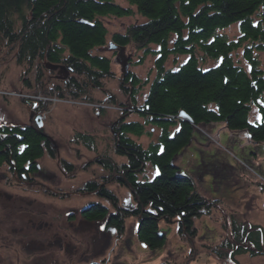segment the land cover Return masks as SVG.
I'll use <instances>...</instances> for the list:
<instances>
[{
  "label": "trees",
  "instance_id": "1",
  "mask_svg": "<svg viewBox=\"0 0 264 264\" xmlns=\"http://www.w3.org/2000/svg\"><path fill=\"white\" fill-rule=\"evenodd\" d=\"M127 1L129 8L115 0H0V47L34 72L35 81L42 84L41 91H57L60 99L69 95L84 101L87 99L82 97L90 96L92 88L104 92L105 78H115L111 59L98 53L109 40L102 18L131 17L136 12L146 18L130 26L125 34L116 33L111 38L119 48L133 45L143 51L140 64L148 55L158 57L156 77L141 106L136 103L143 86L139 78L131 74L120 81V91L130 97V108L142 122L128 124L121 120L116 125L111 151L121 161L98 157L95 162L107 176L101 182L97 178L99 181L83 184L77 193L95 194L111 204L113 214L98 203L83 217L90 222L106 219V229L113 227L120 237L125 234L127 219L136 218L138 239L151 249L162 248L167 239L160 225L166 221L177 223L180 237L194 245L199 235L196 220L211 215L218 205L197 192L193 178L180 175L175 167L176 156L189 146L195 131L192 123L180 117L186 115L197 126L225 123L232 131H247L255 143L264 142V105L258 102L264 94V71L257 57V53H264V0ZM234 24H239L241 37L229 40L220 31ZM239 51L250 70L236 60ZM181 55H190L191 59L178 71L168 69L169 59ZM209 61L216 64L205 69L201 63ZM37 63L42 68L39 74ZM48 66L63 67L69 73L68 79H60L58 72ZM44 81L48 86L43 85ZM43 102L39 103L47 111L49 102ZM254 105L262 117L259 123L250 120ZM147 126H156L162 133L145 148L130 134L142 136ZM45 127L0 125V165L24 184L34 183L32 175L39 176L38 165L45 157L58 160L53 144L44 135ZM175 128L178 130L173 135ZM82 137L84 140L88 136ZM60 161L64 172L76 173L77 167ZM149 163L158 174L143 180ZM111 184L130 189L136 207L126 210L120 206L109 188ZM226 226L228 237L208 247L217 260L241 264V256H264L262 226L233 220Z\"/></svg>",
  "mask_w": 264,
  "mask_h": 264
},
{
  "label": "rangeland",
  "instance_id": "2",
  "mask_svg": "<svg viewBox=\"0 0 264 264\" xmlns=\"http://www.w3.org/2000/svg\"><path fill=\"white\" fill-rule=\"evenodd\" d=\"M115 1L122 7H130L127 0ZM134 10L137 11L135 7ZM102 20L111 38L116 33L125 34L130 26L143 23L146 18L136 12L131 17L106 16ZM239 28V24H234L220 33L227 35L229 40H237ZM7 52L0 47V124L31 126L34 121H30L33 112L27 103L30 100L28 97L40 99V102L48 100L49 109L44 111L48 117L45 118V131L51 138L58 160H42V175L36 181L33 178L34 185L39 186L34 188L19 185L20 182L0 166V264H94L95 260L103 259L106 260L100 264H161L168 260L170 262L167 264H221L208 252V247L219 245L228 237L226 225L231 220L243 225L264 226V191L261 187L264 186V142H250L241 131H230L223 123L197 127L190 145L179 152L181 157L175 158L178 162L182 161L183 174L194 177L196 190L206 199L217 201L218 205L211 215L196 220L199 237L194 240V245L185 240L182 243L178 224L174 222L162 221L160 230L166 235V244L162 248L151 249L138 241L136 218L127 219L124 238L118 237L115 230L105 232L101 223L84 221L79 212L92 203H99L109 208L111 213L115 212L109 202L95 194L77 193V190L86 181L98 178L101 182L107 176L95 164L98 157L109 156L117 162L121 161L111 151L115 138L113 125L118 124L120 118L129 122L136 121L138 117L130 108V97L120 91L122 74L116 55L107 48L98 51L113 58L115 78H105L104 92L92 88L90 96L82 97V100H87L79 103L69 95L60 99L57 91H41L42 84L38 85L35 81L34 72H30L26 65L18 64ZM242 55L239 51L236 60L247 67ZM125 56H131L132 74L143 85L136 99L139 106L154 80L156 57L148 55L143 63L138 64L144 52L133 45L127 48ZM257 57L264 71V53H257ZM201 64L206 69L216 63L209 61L206 65ZM174 66V59L170 58L167 67ZM41 69V64L37 63L35 70H38V74ZM46 75L45 81L49 79V74ZM27 81L30 83L28 87ZM47 84L45 82L43 85ZM56 100L62 101L57 103ZM101 102L114 104L104 108ZM258 102L264 105V94ZM40 108L44 109V106L40 105ZM254 108L251 120L258 118V107ZM98 111H101L100 115H96ZM157 129L147 126L146 130L151 134L144 138L132 137L147 146L157 138ZM79 133L88 136L80 143ZM93 144L94 149L91 148ZM62 159L77 167L75 174L61 169ZM155 175V170L149 167L147 176L142 179L151 180ZM110 187L114 189L120 206L135 205L128 189L114 184ZM71 211L76 212L73 220H69L67 215ZM31 222L33 225L30 226ZM54 236L60 241L52 247L45 245L54 242ZM30 238L45 246L38 251L34 247H24L23 243H27L24 241ZM191 246L193 249L190 252ZM242 261L244 264H264V258L243 257Z\"/></svg>",
  "mask_w": 264,
  "mask_h": 264
},
{
  "label": "bare ground",
  "instance_id": "3",
  "mask_svg": "<svg viewBox=\"0 0 264 264\" xmlns=\"http://www.w3.org/2000/svg\"><path fill=\"white\" fill-rule=\"evenodd\" d=\"M110 45V42L108 41V44H107V46H104V47H102V48H100L99 49V51L101 52V50H103V49H105V48H107L108 49V46ZM109 50V49H108ZM110 52H112L111 50H109ZM113 54H115V53H113ZM116 55V54H115ZM107 57V56H106ZM116 57V59H117V62L119 61V56H115ZM108 59H111V61H112V64H113V58H109V57H107ZM171 58H173L174 59V62H175V66H174V68H173V70L174 71H178V70H180V68L182 67V63L184 62V61H189L190 59H191V56L190 55H181V56H179V58H175V57H171ZM166 66H168V63H167V65ZM168 68V67H167ZM168 69H170V68H168ZM172 69V68H171ZM59 74L60 75H63L62 73H60L59 72ZM66 79H68V77H66V78H63L62 80H66ZM50 140H51V138H50V136H47ZM150 164V163H149ZM151 165V164H150ZM70 223V222H69Z\"/></svg>",
  "mask_w": 264,
  "mask_h": 264
},
{
  "label": "water",
  "instance_id": "4",
  "mask_svg": "<svg viewBox=\"0 0 264 264\" xmlns=\"http://www.w3.org/2000/svg\"><path fill=\"white\" fill-rule=\"evenodd\" d=\"M123 54H125V49L121 50V56L119 57L120 58L119 60H120V63L122 64V66H123V77L126 78L130 74V71H129L130 64H129V62H130L131 58L130 57L129 58H124ZM49 68L57 69V67H50V66H49ZM66 77H68V73L67 72H65V77L64 78H66ZM88 210L89 209H84L82 212L84 213V212H86Z\"/></svg>",
  "mask_w": 264,
  "mask_h": 264
},
{
  "label": "flooded vegetation",
  "instance_id": "5",
  "mask_svg": "<svg viewBox=\"0 0 264 264\" xmlns=\"http://www.w3.org/2000/svg\"><path fill=\"white\" fill-rule=\"evenodd\" d=\"M39 110V109H38ZM39 112V111H38ZM31 242H33V240H30ZM31 245H32V243H31ZM27 249V248H26ZM25 249V250H26ZM29 249H33V248H29ZM34 249L36 250V251H38V249H42L41 247H34ZM29 251H31V250H29ZM24 252H26V251H24ZM36 264V263H35ZM41 264H44V263H41Z\"/></svg>",
  "mask_w": 264,
  "mask_h": 264
}]
</instances>
